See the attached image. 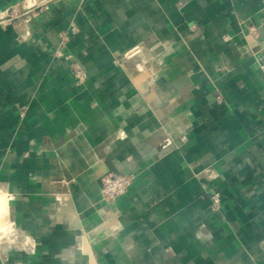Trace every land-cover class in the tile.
<instances>
[{"label":"crops","instance_id":"crops-1","mask_svg":"<svg viewBox=\"0 0 264 264\" xmlns=\"http://www.w3.org/2000/svg\"><path fill=\"white\" fill-rule=\"evenodd\" d=\"M27 1L0 25V264H264V0Z\"/></svg>","mask_w":264,"mask_h":264},{"label":"built area","instance_id":"built-area-1","mask_svg":"<svg viewBox=\"0 0 264 264\" xmlns=\"http://www.w3.org/2000/svg\"><path fill=\"white\" fill-rule=\"evenodd\" d=\"M35 5L23 1L11 5L10 8L0 11V25L11 23L12 21L20 18L21 16L26 18L30 17L35 11ZM251 30L256 32L255 27L251 26ZM63 38L66 35H62ZM71 69L74 77L77 81H81L83 78V70L76 63H71ZM134 178V173H105L101 177V198L105 201H113L116 197L123 194ZM221 208V194L217 189H212L210 192V209L212 211L219 210Z\"/></svg>","mask_w":264,"mask_h":264},{"label":"bare ground","instance_id":"bare-ground-1","mask_svg":"<svg viewBox=\"0 0 264 264\" xmlns=\"http://www.w3.org/2000/svg\"><path fill=\"white\" fill-rule=\"evenodd\" d=\"M4 206H5V198L3 195L0 194V212H2L4 210Z\"/></svg>","mask_w":264,"mask_h":264}]
</instances>
